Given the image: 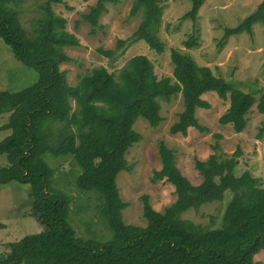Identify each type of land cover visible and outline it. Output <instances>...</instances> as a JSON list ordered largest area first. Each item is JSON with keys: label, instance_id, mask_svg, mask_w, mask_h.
Instances as JSON below:
<instances>
[{"label": "trees", "instance_id": "16d2710c", "mask_svg": "<svg viewBox=\"0 0 264 264\" xmlns=\"http://www.w3.org/2000/svg\"><path fill=\"white\" fill-rule=\"evenodd\" d=\"M21 1L0 0V38L18 61L36 70L37 79L19 90L0 89V114H7L0 128L10 130L0 140V153L7 160L0 166V186L10 181L28 184L31 214L44 228L9 242L8 250L0 255V264H258L254 255L264 250V186L248 171L234 174L241 154L239 146L223 156L215 143L214 152L205 160L195 159L202 179L192 184L176 166L174 151L160 141L161 166L150 179L171 183L176 197L163 211H157L147 194H141L144 226L123 221L121 210L127 203L118 194L115 176L120 170L132 169L124 154L141 139V134L132 128L133 122L142 116L156 126L162 119L161 100L181 94L182 110L169 131L185 135L189 127L206 130L194 111L196 107L208 108L202 93L214 91L228 100L219 123L230 124L240 132L252 106L264 113V87H258V95V91L234 87L208 65L197 64L175 48L169 51L171 76H157L150 59L137 54L116 73L102 65L95 66L71 85L59 63L72 59L63 47L79 45V40L65 30V19L52 10L51 4L62 0H37L39 13L31 18V29L19 20L15 5ZM114 1L97 0L88 12L82 13L81 18L91 25V33L95 32L105 3ZM199 2L193 0L187 12L193 20ZM139 8L143 18L129 40L142 39L150 49L162 52L164 43L157 33L162 0H134L130 14H136ZM263 18L264 0L238 25L226 28L225 35L250 31L251 24ZM127 42L126 38H117L115 48L98 47L97 51L111 56ZM196 43L193 34L182 41L186 47ZM263 132L264 126L259 134ZM46 151L73 155L80 168L76 184L101 193L99 207L112 231L110 240L93 243L75 235L67 218V198L50 192L48 178L52 170L42 157ZM225 191L231 197L219 226H205L182 217L184 211L222 201Z\"/></svg>", "mask_w": 264, "mask_h": 264}, {"label": "rangeland", "instance_id": "374dc122", "mask_svg": "<svg viewBox=\"0 0 264 264\" xmlns=\"http://www.w3.org/2000/svg\"><path fill=\"white\" fill-rule=\"evenodd\" d=\"M39 1V0H38ZM37 0H23L15 5L19 10L22 25L31 29V18L39 12ZM97 0H62L52 3L55 14L65 19V30L72 32L79 45L64 46L63 50L72 59L62 61L59 68L66 72V80L74 85L78 76L95 66H104L116 73L132 56L146 55L153 64L157 76L172 74L170 48H175L190 56L199 65H208L215 75L222 77L232 86L245 91L255 92L264 87V18L254 21L251 30H241L225 35V29L235 27L247 15L254 12L262 0H200L194 20L187 12L192 8L193 0H162L163 10L158 28V37L164 43L162 52L150 49L142 40H129L131 33L143 18V10L136 14L130 10L134 0H115L106 2L97 19L95 32L91 25L81 18L82 13ZM189 34H193L196 44L186 47L182 44ZM117 38H126L128 42L115 49L111 56L97 51L115 48ZM37 72L34 68L18 61L9 45L0 38V89L19 90L35 82ZM258 89V90H257ZM259 91L257 94L258 95ZM209 102L208 108L196 107L195 116L206 126L198 131L189 127L185 135L170 133V125L177 120L182 110L181 94L177 93L168 101H160L159 113L162 119L156 126L138 116L132 128L141 134V139L132 143L124 157L132 166L130 171L120 170L115 176V184L120 198L127 204L121 210L122 219L127 224L144 226L146 220L142 214L141 194H147L152 208L163 209L175 200L174 186L165 180L151 181L154 170L161 166L158 143L163 141L175 154L176 166L192 184H198L202 177L195 168V159L205 160L214 152L213 145L218 144V152L230 155L239 146L241 149L238 163L233 172L240 175L248 171L259 178L264 186V113L252 106L246 113V125L235 132L230 124H221L218 117L224 113L228 100L217 96L214 91L202 93ZM74 104L73 100H70ZM7 114H0V125ZM9 129L0 128V140L9 133ZM52 172L48 178L50 192L58 198H67V218L75 235L83 241L103 243L111 239L100 209L101 193L96 189H82L76 184L79 166L71 154H54L46 151L42 155ZM5 154L0 153V166L6 165ZM231 197L225 191L222 201L202 204L197 210L182 212V217L205 226H219L221 214L227 200ZM32 199L28 184L10 181L0 186V255L8 250V243L16 241L26 234L36 233L44 228L33 214ZM258 264H264V250L254 255Z\"/></svg>", "mask_w": 264, "mask_h": 264}]
</instances>
